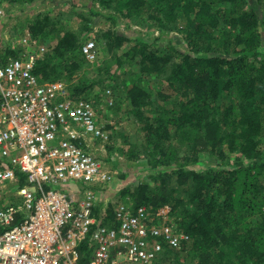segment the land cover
I'll list each match as a JSON object with an SVG mask.
<instances>
[{
    "label": "trees",
    "instance_id": "obj_1",
    "mask_svg": "<svg viewBox=\"0 0 264 264\" xmlns=\"http://www.w3.org/2000/svg\"><path fill=\"white\" fill-rule=\"evenodd\" d=\"M44 1L56 3L3 0L17 8ZM90 2L73 8L77 30L46 12L26 31L44 48L33 73L64 81L74 99L90 100L99 82L131 69L114 93L138 136L119 151L156 172L105 192L107 218L121 203L151 212L169 205L191 244L165 248L155 264H264V0ZM101 24L95 39L104 55L90 64L79 53L82 37ZM171 32L178 35L163 38ZM88 258L85 242L79 264Z\"/></svg>",
    "mask_w": 264,
    "mask_h": 264
},
{
    "label": "built area",
    "instance_id": "obj_2",
    "mask_svg": "<svg viewBox=\"0 0 264 264\" xmlns=\"http://www.w3.org/2000/svg\"><path fill=\"white\" fill-rule=\"evenodd\" d=\"M5 7L0 0V19ZM1 47L13 55L0 52V187L24 185L19 205L0 206V264H79L85 242L86 264H155L165 248L189 246L169 205L151 212L121 203L111 219L107 201L99 210L113 173L92 145L107 139L93 103L33 73L44 48L29 33H3ZM79 53L93 63L95 43L83 41Z\"/></svg>",
    "mask_w": 264,
    "mask_h": 264
},
{
    "label": "rangeland",
    "instance_id": "obj_3",
    "mask_svg": "<svg viewBox=\"0 0 264 264\" xmlns=\"http://www.w3.org/2000/svg\"><path fill=\"white\" fill-rule=\"evenodd\" d=\"M73 5H70V2ZM90 5V0H56L55 2L44 1L32 5L29 8H17L9 7L6 5L4 17L0 19V35L3 33H9L11 35H21L27 33L26 25L29 20L33 19L34 16L42 13L48 12L53 18H58L62 25H66L68 28L73 30L79 29V22L73 15L74 7L75 9H82L84 4ZM76 5V6H75ZM106 25H99L93 28V31L84 35L82 37L83 41H93L96 48V61H100L104 55L102 47L97 44L95 39V34L100 29H105ZM133 29L141 30L142 34L146 38L152 39L154 37L162 36L161 32L147 30L139 28L138 26H133ZM80 31V30H79ZM177 33L171 32L167 35H163V38H170L172 35ZM178 35V34H177ZM184 45V44H181ZM179 45V46H181ZM1 57H6L7 51L1 47L0 49ZM90 63V64H93ZM113 70L116 69L115 66L112 67ZM91 68L85 69L86 72H90ZM126 72L130 73L131 69L128 65H125L117 74L118 76L114 79H104L99 82L93 89L89 96V101L94 105L95 113L97 119L100 123L104 124L105 135L107 139L105 141H93L92 145L96 151L98 159L103 161L107 168L113 173V178L118 182L123 178L127 179L126 186L135 183L136 181H147L148 175L155 173V171L146 169L145 171L141 168H129L127 169L124 165L128 163L125 157L120 153V148L123 149L127 144L125 138H128L130 142H134L137 135L136 124L125 119L123 113V106L118 104L117 95H115L114 89L121 88L122 84L125 83ZM102 142V143H101ZM133 165V164H132ZM135 166V165H134ZM133 166V167H134ZM147 171V173H146ZM122 176V177H121ZM115 181V182H116ZM121 184V183H120ZM125 184V183H124ZM15 184H6L2 188L0 187V206L4 207L9 204H20V199L15 196L19 186H14ZM123 185V184H121ZM109 188L110 190L113 189ZM54 189L58 187H53ZM108 190V191H110ZM107 191V192H108ZM113 191V190H112ZM104 199V198H103ZM99 210L103 208L102 200H99Z\"/></svg>",
    "mask_w": 264,
    "mask_h": 264
},
{
    "label": "crops",
    "instance_id": "obj_4",
    "mask_svg": "<svg viewBox=\"0 0 264 264\" xmlns=\"http://www.w3.org/2000/svg\"><path fill=\"white\" fill-rule=\"evenodd\" d=\"M11 35V34H10ZM125 166H126V168L127 169H131V168H141V169H143L144 170V168H142L141 166H134V165H132V164H127V163H125L124 164ZM134 166V167H133ZM145 171V170H144ZM146 173H147V171H146ZM125 176V175H124ZM122 177V176H121ZM116 180L114 179V178H112V185L114 186L113 187V191H116V190H118V189H120V188H123V187H125L126 186V182H129V181H127V179H124L123 177L121 178V180H119L118 182L116 181ZM123 184V185H121V184ZM125 183V184H124ZM112 190H110V192H112ZM105 192H107V191H100L99 193H98V196H97V198L99 199V200H102V202H104L105 200L103 199L104 198V194H105ZM103 204V203H102ZM98 207H99V204H98ZM161 256V255H160Z\"/></svg>",
    "mask_w": 264,
    "mask_h": 264
},
{
    "label": "water",
    "instance_id": "obj_5",
    "mask_svg": "<svg viewBox=\"0 0 264 264\" xmlns=\"http://www.w3.org/2000/svg\"><path fill=\"white\" fill-rule=\"evenodd\" d=\"M31 190L33 191V190H34V188H31Z\"/></svg>",
    "mask_w": 264,
    "mask_h": 264
}]
</instances>
